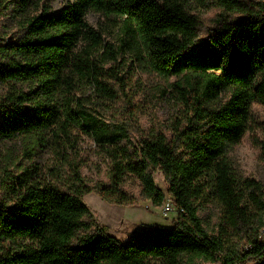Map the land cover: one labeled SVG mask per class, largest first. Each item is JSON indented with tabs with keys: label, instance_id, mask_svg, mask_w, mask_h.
<instances>
[{
	"label": "trees",
	"instance_id": "obj_1",
	"mask_svg": "<svg viewBox=\"0 0 264 264\" xmlns=\"http://www.w3.org/2000/svg\"><path fill=\"white\" fill-rule=\"evenodd\" d=\"M192 1L246 17L221 18L199 38L202 23ZM11 2L22 39L18 49L0 38V85L33 86L0 98V142L29 136L38 143L46 131L66 143L74 133L85 135L109 160L110 184L67 192L51 185L21 187L12 203L0 204V264H264V245L257 242L264 185L236 175L228 156L253 123V105L264 107V3L73 0L58 12L45 6L33 14L30 0L4 3ZM89 13L136 41L139 61L159 77L179 79L171 90L184 115L172 137L157 132L135 145L133 116L109 121L94 108L95 98L125 97V87H110L97 72L102 69L94 62L116 61L118 53L87 22ZM12 49L25 59L12 58ZM260 154L264 159V142ZM155 170L185 213L172 227L141 225L125 244L94 228L84 195L95 192L109 204L130 206L133 199L121 188L133 177L143 197L159 207L165 194L156 186ZM202 201H213L227 224L243 233L241 253L225 254L224 240L204 228L197 204Z\"/></svg>",
	"mask_w": 264,
	"mask_h": 264
},
{
	"label": "rangeland",
	"instance_id": "obj_2",
	"mask_svg": "<svg viewBox=\"0 0 264 264\" xmlns=\"http://www.w3.org/2000/svg\"><path fill=\"white\" fill-rule=\"evenodd\" d=\"M29 12L42 13L45 6L53 12L60 11L73 0H30ZM246 3L263 2L264 0H243ZM0 0V38L4 45H11L19 49L22 34L16 27L14 17L17 9L16 3L5 4ZM193 14L198 15L202 27L198 32L199 38H206L211 29L216 28L217 21L224 18L235 21L245 18L239 13H226L207 3H190ZM87 22L95 29L101 30L106 45H110L118 53L116 61L103 63L101 59L94 62L103 80L110 87H125V97L121 94L116 101L101 102L94 99V108L109 121H120L127 116L136 120V128L132 135L135 145L140 139L153 133H163L168 138L176 133L177 127L182 123L184 109L177 100V95L171 86L179 81L172 77L164 79L159 77L143 62L141 49L136 41L129 36L119 33L116 27L108 23L98 14L89 13ZM13 50V49H12ZM110 51V49H109ZM12 58L24 60L23 55L13 50ZM32 83H8L0 85V98L12 92H28ZM90 94V93H89ZM210 104V106L218 105ZM253 123L238 144L229 152L232 169L239 177L250 179L264 185V159L260 154L261 142H264V107L253 105ZM69 143L60 138H53L51 131H46L34 138L21 136L0 142V204L12 203L16 192L31 185L45 187L55 186L61 192L74 189L77 185L108 186L110 184V162L91 139L77 133ZM34 142L37 144L32 149ZM65 146H61V145ZM39 146V147H38ZM156 186L164 194H168V185L160 170L152 172ZM77 179V182H75ZM82 181L79 184L78 180ZM122 191L132 198L130 206H117L102 200L95 192L84 195L82 201L89 208L94 228L101 229L105 234L125 244L137 232L141 225L170 228L178 219V213H170L164 217L161 206L154 207L142 194L141 183L133 177H127L122 185ZM198 204V215L204 228L215 236H220L225 243L224 253L231 251L241 253L246 244L243 233L230 227L221 209L213 202L202 201ZM3 244V243H2ZM6 250L9 243L2 245ZM14 246V245H13ZM12 246V247H13ZM205 264V263H200Z\"/></svg>",
	"mask_w": 264,
	"mask_h": 264
},
{
	"label": "built area",
	"instance_id": "obj_3",
	"mask_svg": "<svg viewBox=\"0 0 264 264\" xmlns=\"http://www.w3.org/2000/svg\"><path fill=\"white\" fill-rule=\"evenodd\" d=\"M161 212L164 217H167L170 213L177 212L178 214H185L183 209L176 205V201L173 197L165 198L161 205ZM257 242L264 245V227L261 228L257 234Z\"/></svg>",
	"mask_w": 264,
	"mask_h": 264
}]
</instances>
